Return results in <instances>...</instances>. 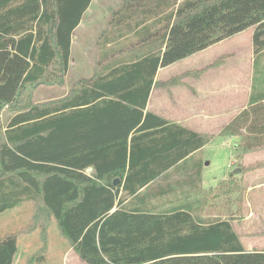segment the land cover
<instances>
[{"label": "trees", "instance_id": "16d2710c", "mask_svg": "<svg viewBox=\"0 0 264 264\" xmlns=\"http://www.w3.org/2000/svg\"><path fill=\"white\" fill-rule=\"evenodd\" d=\"M92 1L0 0V117L27 88L64 83L74 32ZM177 3L125 0L114 15L141 12L142 25L154 20L142 29L154 27L152 38L107 52L97 45L99 61L109 63L103 73L64 99L16 109L5 128L0 121V215L27 201L37 208L35 224L0 236V264H14L19 238L37 231L43 247L27 264L45 260L49 217L85 264H264V250L248 252L231 219L194 215L200 184H161L210 137L146 112L160 69L251 27L257 70L264 0ZM222 135L240 136L245 156L264 151L258 77L247 108ZM184 186L189 191L177 194Z\"/></svg>", "mask_w": 264, "mask_h": 264}, {"label": "rangeland", "instance_id": "374dc122", "mask_svg": "<svg viewBox=\"0 0 264 264\" xmlns=\"http://www.w3.org/2000/svg\"><path fill=\"white\" fill-rule=\"evenodd\" d=\"M101 1L111 5L121 4L125 0ZM183 1L177 0V6ZM254 30L251 27L161 70L157 78L155 106L151 110L171 118L184 117L195 124L199 122L203 127L200 130H206L201 134L210 137V143L200 153L194 154L184 165L168 173V178L162 182L164 187L167 183L197 182L204 190L199 198L191 195V200L199 199L194 209L195 216L205 221L231 219L243 243L264 245V151L245 156L242 154L240 136L222 135L224 127L247 108L256 77L264 83V52L259 56V68L255 69ZM128 47L131 46H104L100 50L107 52ZM83 48L85 46L80 44L74 46L71 69L64 83L57 81L27 88L17 104L4 108L0 117L1 125L4 128L7 126L16 109L64 99L80 80L103 73V65L109 63H101L98 56L93 54H90V59H83L84 56L80 54ZM89 49L95 54L99 50L95 45L89 46ZM167 97L175 109L165 105ZM197 114L202 118L206 116L204 121L195 118ZM199 170L200 180L197 177ZM182 191L188 192L189 188H178L176 193ZM36 209L35 203L27 201L0 215V236L9 230L19 231L29 224H35L33 217ZM49 218L48 251L45 260L37 264H83L74 248L61 235L57 221L53 217ZM20 240L22 259H17L15 264H27V258L43 247V241L38 231L23 235Z\"/></svg>", "mask_w": 264, "mask_h": 264}, {"label": "crops", "instance_id": "0c3cea01", "mask_svg": "<svg viewBox=\"0 0 264 264\" xmlns=\"http://www.w3.org/2000/svg\"><path fill=\"white\" fill-rule=\"evenodd\" d=\"M125 2V1H124ZM123 2V3H124ZM106 2H103L101 0H93L92 3L90 4L89 8L86 10L84 13L82 20L79 24V26L76 28L74 35H73V40H72V54H71V59H73V52H74V46L76 44H80L82 46H85L83 48V52H80L81 57L84 56L83 59L88 60L90 59V54H93V56H98V53L95 54V52H90L89 46L92 45H106V46H122V45H127V44H139L142 41V37H147V35L152 38V34L154 32V27L153 31H146L142 32V29L146 26L151 25V23L154 21L150 19L148 22L143 23L142 25V17H141V12H138V15H122V16H115L114 13L119 10L122 6L123 3L121 4H111L112 6H115L114 8L107 4ZM139 8L138 2L135 4H132L130 6V10H137ZM140 11V10H138ZM150 29H152V25L150 26ZM170 67V66H169ZM168 68V67H167ZM71 69V68H70ZM166 69V68H163ZM160 69L157 73L156 79H155V86L152 89L148 105H147V111H152L156 113L157 115H160L167 119L170 122H173L175 124H178L180 126H183L184 128H187L189 130H192L197 133H202L205 132L206 130L203 131L200 130L202 125L197 122L196 124L193 122L191 119H185L184 117H179V118H171L165 115L162 112L154 111L151 110V107L154 108L155 102L154 98L156 96V83H157V78L159 76V73L161 72ZM70 72V70H69ZM69 74V73H68ZM88 79V78H86ZM80 82V81H79ZM169 101V98H166L165 105H171L172 108L175 109V106L172 105ZM156 107H159V105H156ZM178 108V107H177ZM200 114V113H199ZM197 114L194 117L195 118H200V120L205 119L202 117H199L200 115ZM205 115L204 113H201ZM189 121V122H188ZM192 121V122H191ZM210 143V142H209ZM208 143V144H209ZM205 147V146H204ZM203 147V148H204ZM200 149L196 153H200L202 150ZM194 153V154H196ZM193 154V155H194ZM191 155V156H193ZM190 156V157H191ZM189 157V158H190ZM162 184V183H161ZM169 184V183H167ZM188 184V183H184ZM17 208V207H16ZM15 209V208H14ZM13 210V209H12ZM10 211V210H9ZM31 235V234H29ZM20 238L18 240V254L15 257L14 264L16 263L17 259H22L20 258ZM243 243V242H242ZM243 246L248 252H253V251H263L264 250V245L263 244H250V243H243ZM78 259L79 256H77ZM29 258V257H28ZM27 258V259H28ZM81 261V259H80ZM85 264L84 262H82Z\"/></svg>", "mask_w": 264, "mask_h": 264}, {"label": "water", "instance_id": "95a60500", "mask_svg": "<svg viewBox=\"0 0 264 264\" xmlns=\"http://www.w3.org/2000/svg\"><path fill=\"white\" fill-rule=\"evenodd\" d=\"M92 171H93V168H88V170H87L88 173H91ZM118 183H119V179H116L114 184L117 185Z\"/></svg>", "mask_w": 264, "mask_h": 264}]
</instances>
